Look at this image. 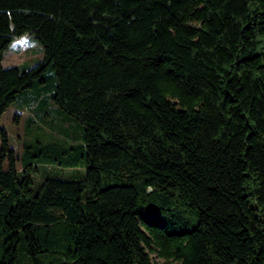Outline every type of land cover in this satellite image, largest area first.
Masks as SVG:
<instances>
[{
	"label": "trees",
	"instance_id": "trees-1",
	"mask_svg": "<svg viewBox=\"0 0 264 264\" xmlns=\"http://www.w3.org/2000/svg\"><path fill=\"white\" fill-rule=\"evenodd\" d=\"M22 34L41 58L2 66ZM15 102L83 127L19 170L0 128V264H264V0H0Z\"/></svg>",
	"mask_w": 264,
	"mask_h": 264
},
{
	"label": "rangeland",
	"instance_id": "rangeland-1",
	"mask_svg": "<svg viewBox=\"0 0 264 264\" xmlns=\"http://www.w3.org/2000/svg\"><path fill=\"white\" fill-rule=\"evenodd\" d=\"M41 56L40 43L33 36L23 34L11 40L8 47L4 50L1 64L2 66L17 65L26 68L37 62ZM23 106H19L16 102L11 103L0 114V128L4 129L8 135L9 145L13 148L14 155L17 157L15 165L18 170L20 164L18 158L22 154L24 143L27 140L29 144L34 145L36 140H48L58 136L81 139L83 125L74 117L65 116L64 112L59 110L54 103L51 102L50 107L47 109L44 108L43 104H40L33 113ZM6 164L7 158H5L3 166H6ZM51 165L53 166V163H37L38 170L33 171V183L31 186L35 187L37 181L43 179L49 173ZM79 170L82 173L84 168L80 167ZM56 171L59 174L65 173L66 176H71L69 175V168L56 169ZM150 255L157 264H173L171 260L158 256L156 252H151ZM16 264H31L20 245L18 246Z\"/></svg>",
	"mask_w": 264,
	"mask_h": 264
},
{
	"label": "crops",
	"instance_id": "crops-1",
	"mask_svg": "<svg viewBox=\"0 0 264 264\" xmlns=\"http://www.w3.org/2000/svg\"><path fill=\"white\" fill-rule=\"evenodd\" d=\"M23 35V34H22ZM22 35H19V36H17V37H20V36H22Z\"/></svg>",
	"mask_w": 264,
	"mask_h": 264
}]
</instances>
